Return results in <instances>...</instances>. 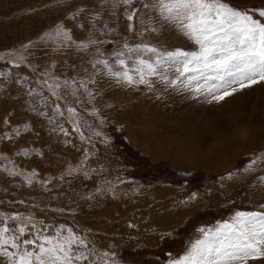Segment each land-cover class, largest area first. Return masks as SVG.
I'll return each mask as SVG.
<instances>
[{
    "label": "rangeland",
    "instance_id": "1",
    "mask_svg": "<svg viewBox=\"0 0 264 264\" xmlns=\"http://www.w3.org/2000/svg\"><path fill=\"white\" fill-rule=\"evenodd\" d=\"M227 1L238 9L264 8V0ZM142 2L147 0H136L132 6L140 11L135 31H129L126 16L130 9L113 8L112 0H0V56L4 57L0 72L5 74L0 77V137H5L0 139V157L7 158L0 159V213L31 216L53 232L60 225L71 227L98 254L114 253L115 264H168L186 253L200 236L199 228H214L240 208L264 212V199L249 195L251 187L264 191V163L258 175L254 167V179L248 173L252 157H264V83L224 101L244 103L241 110L247 114L254 108L253 101L259 100L254 116L259 114L260 133L236 158L238 162L225 170L218 169V159H205L200 166L178 165L180 150L172 143L174 138L189 137L201 126L190 140L194 145L197 135L203 136L200 141L205 149L212 138L204 132L207 123L199 126L197 120L217 118L224 102L208 104L203 97L186 90H165L159 83L151 89L118 85L102 68L91 67L95 55L77 49L76 44L95 39L100 43L90 45L89 53L98 49L109 59L125 42L196 50L176 28L150 19L153 10L143 9ZM61 26L76 44L61 47L41 39ZM152 26L158 31L152 32ZM9 53L14 55L9 57ZM21 53L26 57L22 61L16 59ZM13 63L20 66L13 67ZM90 77L97 81L88 84L96 94L94 100L78 105L74 98H67L91 125L85 130L91 143H82L72 132L67 112L64 117L53 112L55 103L63 110L66 101H56L44 81L75 80L78 88L80 81ZM33 90L39 95H30ZM77 95L87 100L82 89ZM94 107L100 110L99 118L89 114ZM61 124L69 136L62 134ZM24 150L29 155H23ZM78 166L77 172L67 175ZM5 167L19 175H8ZM33 171L37 176L29 186L24 176ZM235 176L242 180L230 187ZM16 223L9 221L10 226Z\"/></svg>",
    "mask_w": 264,
    "mask_h": 264
},
{
    "label": "snow or ice",
    "instance_id": "2",
    "mask_svg": "<svg viewBox=\"0 0 264 264\" xmlns=\"http://www.w3.org/2000/svg\"><path fill=\"white\" fill-rule=\"evenodd\" d=\"M135 3L136 0H112L113 8L123 6L126 10L130 9L126 16L129 31H135L134 24L139 18L140 9L132 7ZM141 7L152 9L150 19L155 18L157 24L176 28L194 43L196 50H166L149 43L129 45L125 42L122 48L110 54L109 59L98 49L89 53L90 45H97L99 41L90 39L87 43L76 44L62 26L54 34H46L41 39L59 43L61 47L76 44L79 51L95 55L91 67L102 68L104 74L118 85L131 88L144 85L151 89L159 83L165 90H186L196 98L203 97L208 104H220L237 92L264 83V8L238 9L223 0H147L142 2ZM150 30L158 31L156 26ZM138 34L142 35V32ZM8 55L11 57L14 54ZM25 58L23 53L16 57L21 61ZM0 59L4 57L0 56ZM12 66L20 65L13 63ZM4 75L0 72V77ZM55 79L59 80V77ZM44 83L56 101H66L63 110L60 103H55L53 112L64 117L66 111L72 132L79 135L82 143H91V138L85 135V130L91 125L67 98H74L78 105L94 100L96 94L88 84H96L95 78L80 81L78 88L75 80L50 84L45 79ZM81 89L87 100L77 95ZM31 94L39 95L35 90ZM40 114L47 115L44 112ZM89 114L99 118L100 110L94 107ZM59 127L64 136L71 134L62 124ZM13 131L20 134L19 129ZM95 135L101 134L96 132ZM7 138L11 139L10 136ZM22 154L27 156L29 152L24 150ZM87 158L85 150V161ZM258 163H264V157L253 159L249 169ZM3 170L10 176L19 175L14 169L5 167ZM78 170L79 166L70 168L67 175ZM36 176L33 171L24 179L31 186ZM196 198V193H193L191 199ZM261 207L264 208V205ZM9 221L17 223L10 226ZM198 232L200 236L191 242L186 253L170 259L168 264H249L250 261H264L262 211H237L229 220L219 222L214 228L201 227ZM114 255L107 251L98 254L87 239L71 227L60 225L53 232L50 226L34 221L31 216L0 213V264H115Z\"/></svg>",
    "mask_w": 264,
    "mask_h": 264
},
{
    "label": "bare ground",
    "instance_id": "3",
    "mask_svg": "<svg viewBox=\"0 0 264 264\" xmlns=\"http://www.w3.org/2000/svg\"><path fill=\"white\" fill-rule=\"evenodd\" d=\"M259 86L261 87L262 85ZM260 87L257 86L258 89H260ZM259 93L257 96V100L261 95ZM229 100L233 99L230 98ZM229 100L224 102V105L220 106V112L218 113V115H216L218 116L217 118H212V120L198 118L197 120L199 126L200 122L202 123L203 121H205V123H207V128L205 127L204 132L207 133V135H210L212 138V141L208 142L205 149L202 148L200 141L203 136L200 137V135L198 134L197 139L199 138V140L195 141L194 145V142L190 140L191 137H195L194 135L198 133V131L201 129V126L198 127V129H196L192 133L193 135L191 134L189 137L186 136L185 138L184 136L181 137L180 135H178L174 138V142L172 141V143L176 144V146L179 147L180 150V157H178L177 159H181L177 160L175 163H177L178 165L188 164L191 166H200L199 162H203L205 161V159H218V169L225 170L226 168H229L228 165L232 166V164L235 163V160H237L236 158L239 157L243 152L245 153V151L252 146L254 142L253 140L257 139L261 130V122L259 121L258 116L259 114H257L256 117L254 116L257 112H259V108L257 107L259 100H256L257 102L253 101L254 108H252L251 112L247 114H245V112L241 110L244 107V103ZM253 116L255 118H253ZM189 129L191 130V127H189ZM185 159H189L190 162L186 163ZM194 159L198 160L197 164H195ZM262 165L263 164L261 163L257 164V171L261 169L260 167ZM252 169H254V167ZM234 179L242 180L241 177L235 176V178H233L231 181H233ZM254 189L257 190L259 189V187H256ZM255 197H262V199H264V191L262 188ZM249 264H264V261H250Z\"/></svg>",
    "mask_w": 264,
    "mask_h": 264
},
{
    "label": "crops",
    "instance_id": "4",
    "mask_svg": "<svg viewBox=\"0 0 264 264\" xmlns=\"http://www.w3.org/2000/svg\"><path fill=\"white\" fill-rule=\"evenodd\" d=\"M223 2H225V3H228V4H230L231 6H233V7H235V8H238V7H236V6H234V4L232 3L231 4V2L230 1H227V0H223ZM254 87V86H253ZM255 155V154H254ZM249 156V155H248ZM253 159H254V157H252ZM256 159V158H255ZM238 160V159H237ZM236 160V162H238ZM246 170H248V169H246ZM245 170V171H246ZM252 170V171H251ZM250 170V172H248V173H250V175H253L252 176V178L254 179V169H251ZM243 173V172H242ZM263 173H264V169H262V178L264 177V175H263ZM259 173H258V171H257V175H258ZM241 180H237V179H234L233 181H231L232 182V184L231 185H229L230 187H233V186H235L236 184L235 183H239ZM258 192H260V189H257V190H255V193H254V189H252V187L250 188V197H252L253 199L254 198H256L255 196L258 194ZM256 199H262V197H257ZM237 211H247V212H250L251 210H248V209H242V208H240V209H238V210H236L235 212H237ZM235 212H233V213H235ZM232 214V213H231ZM230 214V215H231ZM229 215V216H230ZM226 220V219H225ZM221 221H223V220H221ZM216 225V224H215ZM214 226V225H213Z\"/></svg>",
    "mask_w": 264,
    "mask_h": 264
},
{
    "label": "trees",
    "instance_id": "5",
    "mask_svg": "<svg viewBox=\"0 0 264 264\" xmlns=\"http://www.w3.org/2000/svg\"><path fill=\"white\" fill-rule=\"evenodd\" d=\"M175 173H176V172H175ZM175 173H174V174H175ZM165 175H166V174H165ZM179 179H181V180H182V178H181V177H180ZM179 179H176V180H179ZM183 180H184V179H183ZM158 182H159V181H158Z\"/></svg>",
    "mask_w": 264,
    "mask_h": 264
},
{
    "label": "flooded vegetation",
    "instance_id": "6",
    "mask_svg": "<svg viewBox=\"0 0 264 264\" xmlns=\"http://www.w3.org/2000/svg\"><path fill=\"white\" fill-rule=\"evenodd\" d=\"M178 177V176H177ZM174 178H176V177H174ZM179 178V177H178Z\"/></svg>",
    "mask_w": 264,
    "mask_h": 264
}]
</instances>
